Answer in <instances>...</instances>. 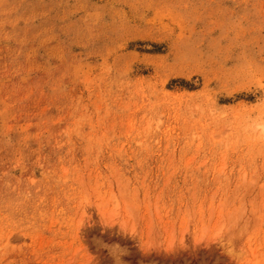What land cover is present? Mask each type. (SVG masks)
Masks as SVG:
<instances>
[{"label":"rangeland","instance_id":"1","mask_svg":"<svg viewBox=\"0 0 264 264\" xmlns=\"http://www.w3.org/2000/svg\"><path fill=\"white\" fill-rule=\"evenodd\" d=\"M0 264H264V0H0Z\"/></svg>","mask_w":264,"mask_h":264}]
</instances>
